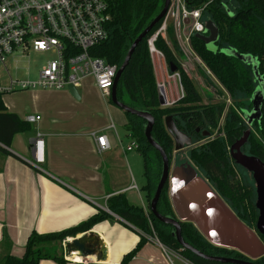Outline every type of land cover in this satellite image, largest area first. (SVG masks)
Segmentation results:
<instances>
[{
	"label": "trees",
	"instance_id": "trees-1",
	"mask_svg": "<svg viewBox=\"0 0 264 264\" xmlns=\"http://www.w3.org/2000/svg\"><path fill=\"white\" fill-rule=\"evenodd\" d=\"M231 1H235L232 10L225 6L228 2L224 5L221 0H185V3L188 9H197L208 3L203 13L207 14V20L211 21L218 30V40L215 43L217 51L207 50L204 42L195 35L190 38L191 47L227 93L234 96L235 92L250 93L255 80L250 66L226 56L221 51L232 49L239 54L256 58L259 74L264 79V0ZM163 4L164 0H112L111 20L106 27L108 37L95 47L92 54L103 59L107 64L119 68L133 41L158 15ZM162 22L163 20L138 44L128 66L121 74L115 93L116 99L120 103L135 110L147 111L152 115L154 125L151 136L164 153L170 156L173 153L174 145L171 136L163 126L165 117L172 116L176 128L181 133L192 138H201L202 136L195 130L217 129L225 108L222 104H200L201 96L198 90L178 66L167 41L158 36L154 41V47L161 53L169 68L176 67V73L179 75L180 86L183 90L182 98L173 107H160L147 40L159 29ZM202 24L204 25V22ZM166 35L172 40L174 39L172 30H168ZM243 67L248 68L250 73ZM255 84L257 86V83ZM2 95L0 94V144L9 147L14 135L29 131L31 125L21 120L17 115L6 111ZM125 115L127 117L126 134L136 140L138 144L136 151L143 163L145 183L142 191L146 199L147 212L140 205L131 204L124 193L110 197L107 200V209L139 232L148 236L156 234V238L163 247L190 264H222L204 260L188 250L182 249L171 235L172 229L160 223L149 212V203L161 175V158L158 152L148 145L144 137L145 122L135 116ZM240 123L239 116L232 108H229L224 115L223 126L220 130V133L224 134V138H216L201 148L190 150L188 157L197 168L205 173V177L215 186L217 193L229 202L232 211L239 220L251 227L257 216L253 204V192L240 184L227 160V147L241 138L246 129ZM254 125L261 142L255 141L250 133L248 144L252 140L255 143L253 147L250 144V153L264 161L262 144L264 143V100L261 106L260 122H255ZM167 192V187L164 186L156 210L164 217L173 218ZM109 218L107 213L99 211L89 220L61 232L46 235L32 232L26 240L23 256L16 258L7 255L0 264H39L41 260L67 264L63 259L62 243L92 230L96 225ZM181 237L186 244L204 255L247 260L235 251L214 247L200 235L192 224H181ZM145 243L146 240L141 237L135 248L124 255L120 264H129ZM56 251H59V254ZM253 263L264 264V257Z\"/></svg>",
	"mask_w": 264,
	"mask_h": 264
},
{
	"label": "crops",
	"instance_id": "crops-1",
	"mask_svg": "<svg viewBox=\"0 0 264 264\" xmlns=\"http://www.w3.org/2000/svg\"><path fill=\"white\" fill-rule=\"evenodd\" d=\"M55 92L61 95V104L70 103L71 96L67 91ZM29 115L41 117L38 113ZM57 115L60 117H41L40 121L31 124L29 131L14 135L9 147L0 144V262L7 255L21 258L30 233L61 232L101 211L110 218L75 238L92 232L94 246L106 248V261L100 263L97 256L88 259L97 264H120L124 255L138 244L141 234L111 213L107 209V200L124 193L131 204L145 206L140 190L130 189L133 184L126 172V169L129 172L128 153H124L115 141L114 147L110 144L109 151L98 155L90 133H103L105 128H90L87 121L80 124L64 112ZM31 131L35 132L33 136L28 134ZM37 134L45 139L39 169L31 165L32 146ZM115 169L123 171L124 181L112 176ZM71 240H66L64 246ZM151 245L157 246L146 241L129 264L141 261L154 264L152 256L147 255ZM64 246L62 244L64 261L65 257L71 260L79 257L75 253L69 254ZM180 259L177 255V260ZM39 264L56 263L41 260Z\"/></svg>",
	"mask_w": 264,
	"mask_h": 264
},
{
	"label": "built area",
	"instance_id": "built-area-1",
	"mask_svg": "<svg viewBox=\"0 0 264 264\" xmlns=\"http://www.w3.org/2000/svg\"><path fill=\"white\" fill-rule=\"evenodd\" d=\"M111 2L112 0H0V94L29 90L65 91L70 87L77 90L84 80L92 78L102 98L109 100L118 68L95 57L92 52L108 37L106 27L111 20ZM207 5L208 3L197 9H188L185 0H170L164 22L147 41L150 56H161L154 47V41L158 36L165 40L167 19L172 22L175 38L183 53L187 56L193 53L190 38L203 27L202 13ZM30 52H50L55 58L48 60L33 79L12 77L9 60L17 65L15 58L25 57ZM158 90L161 94L164 93V86L161 85ZM40 119L39 115L25 116V122L30 125ZM109 129L115 131L112 122L106 128ZM90 136L98 155L110 150V142L105 134L92 132ZM126 136L128 143L122 145L115 132L118 146L124 153L136 151V140L129 134ZM43 152V138L41 134H37L32 146L31 161L35 169H39L43 162ZM130 189L138 191L134 184ZM143 209L147 212V207L143 206ZM141 237L157 245L166 258L173 253L177 259V254L163 247L155 235L141 234ZM66 242L68 241L62 243L63 246ZM65 261L69 264H97L81 257L72 260L65 257ZM179 261L181 264H190L182 258Z\"/></svg>",
	"mask_w": 264,
	"mask_h": 264
},
{
	"label": "water",
	"instance_id": "water-1",
	"mask_svg": "<svg viewBox=\"0 0 264 264\" xmlns=\"http://www.w3.org/2000/svg\"><path fill=\"white\" fill-rule=\"evenodd\" d=\"M169 5L170 0H164L161 11L129 47L123 63L116 72L114 83L111 88L110 102L125 114L135 116L145 122L143 129L144 137L148 145L158 152L161 157L162 169L160 179L149 203V212L152 216L160 223L172 227L173 232L171 235L181 248L188 250L199 258L222 264H254V261L264 256V243L260 241L253 230L248 228L235 216L232 210L211 190L202 178L196 176V173L190 167L186 169H175L172 173L173 183L179 181L172 187L169 194L175 218L164 217L157 212L156 206L160 194L169 178V157L151 136L154 125L152 115L147 111L132 109L116 99L115 91L118 81L121 74L128 66L135 49L138 44L150 34L154 27H156L161 20L165 19ZM206 27L208 30H206ZM206 27L203 26L200 28L197 33L201 34H195V37L204 42L207 50L216 52L217 48L215 47V43L218 40V30L212 22L211 25H207ZM207 33L208 35L204 36V34L206 35ZM221 53L235 58L244 65L251 67L253 78L258 85L251 95V111H243V114L249 125L253 122L259 123L261 119V106L264 100V79L259 74L257 59L249 55L239 54L232 49L222 50ZM170 71L171 73H175L176 69L171 67ZM67 91L72 97L79 99L77 91L74 88L70 87ZM159 102L160 106L165 105V100L160 92ZM164 125L166 131L173 137L174 151H180L184 147L191 146L192 143L190 138L177 130L170 116L165 118ZM196 132L198 133L199 129L196 130ZM202 136L208 137L209 133L204 131L202 132ZM248 136L249 131L231 147V157L238 166L252 175L256 196L255 208L258 212L256 230L264 237V162H261L255 157L245 156L240 152V148L246 143ZM180 223L192 224L200 235L214 247L235 251L244 256L247 260L213 257L202 254L183 241ZM92 241L93 233L91 232L87 235H81L78 238L72 239L65 248L69 254L75 253L77 256L84 259L97 256L100 263L105 262L107 253L106 248H97Z\"/></svg>",
	"mask_w": 264,
	"mask_h": 264
},
{
	"label": "rangeland",
	"instance_id": "rangeland-1",
	"mask_svg": "<svg viewBox=\"0 0 264 264\" xmlns=\"http://www.w3.org/2000/svg\"><path fill=\"white\" fill-rule=\"evenodd\" d=\"M222 3L228 2L225 5L228 9L233 8L235 1L231 0H221ZM234 3V4H233ZM258 17V16H257ZM207 14H202L201 22H204L203 26L211 25V21L207 20ZM164 22V20H163ZM162 22V23H163ZM253 22L251 21V24ZM166 25V34L168 30H172L174 33V29L172 26V22L170 19H167L165 22ZM160 28V27H159ZM206 30L208 28L206 27ZM165 40L168 43V46L172 50L173 56L175 57L178 66L181 68L182 71L188 76L191 80L192 84L198 90L201 96L202 105H217L222 104L224 105V114L228 111L229 108H232L234 112L239 116L241 123L246 127V122L242 116V110L250 112L252 109V105L250 102L251 95L254 89L257 88L256 82L253 84V89L250 93H236L234 96H231L227 93L225 88L220 84L217 78L207 69L206 65L201 61V59L196 55L193 51L190 55H185L178 45L177 40L175 38L172 40L170 37H167ZM201 34V33H195ZM208 33L204 36H207ZM151 38V37H150ZM149 38V39H150ZM148 41V40H147ZM175 41V43H174ZM148 47V44H147ZM192 48V47H191ZM149 52V51H148ZM150 55V53H149ZM55 58L50 52L47 53H34L30 52L25 57H16L18 64L15 65L12 63L11 59L8 62L9 72L12 77H17L20 79L30 78L33 79L36 77L38 71L45 65L48 60H53ZM151 62L154 70L155 80L157 89L161 85L164 86V93L165 99L168 102L167 107L174 106L175 103L182 98L183 90L180 86L179 75L176 73H171L169 66L163 59V56H158L153 54L151 57ZM14 66H17V69H14ZM175 69L176 67L173 66ZM245 67H243L244 69ZM177 70V69H176ZM245 70L249 71L248 68ZM250 73V71H249ZM251 75V74H250ZM258 85V84H257ZM77 94L79 99H75L71 95V100L69 104L63 105L62 98L59 93L54 92H38L43 90H35V91H17L13 93H7L2 95V102L6 108L8 113H12L17 115L21 120L24 119L26 115L29 114H40L43 119L51 118V117H60L57 115L59 112H64L69 115L71 118H76V121H80L79 123H84L83 120L87 121V124L90 128L95 129H102L110 125L112 122L114 124L115 131L112 129L103 130L104 134L107 136L108 141L110 142L111 146L114 147L116 137L115 132L118 134L122 145L128 143V138L126 136V123L127 117L123 111L116 108L114 105L109 102L108 99L102 98L100 92L96 88L94 81L92 78H88L84 80L80 88L77 89ZM67 91V90H65ZM68 92V91H67ZM164 97V96H163ZM171 105V106H170ZM223 124V121H221ZM221 124V123H220ZM246 130V129H245ZM251 134L255 141L261 142L259 135L255 127H251ZM212 133H216V131H212ZM29 135L33 136L35 134L34 131L28 133ZM193 142H198L199 138H192ZM45 139H43V142ZM250 144L255 145L254 141H249L247 147H245V152L248 155H252ZM263 147H264V143ZM189 151V150H188ZM188 151H183L182 153H177L173 155V161L177 162H187V154ZM189 163V162H187ZM127 165L129 167V172L126 169L127 174L129 173V180L130 183L135 184L137 188L140 190L141 200L144 202L145 207L146 199L144 192L142 191V187L145 183L144 176H143V163L142 159L137 151H133L128 153L127 156ZM41 166V165H40ZM236 178L238 181H241L244 185L253 186V181L251 176L244 170L240 168H236ZM203 175V173H201ZM112 176L117 178L118 181H124L126 176L124 175L123 171H119L115 169L112 172ZM210 185L214 186L210 183ZM216 190V189H215ZM219 195V194H218ZM219 197L227 204V206H231L226 199H223L220 195ZM139 202V200H138ZM141 203V202H140ZM152 230V229H151ZM154 232V231H153ZM140 234H143L140 232ZM145 235V234H144ZM156 235V234H152ZM157 237V235H156ZM151 247L150 250L147 252L148 256H152L151 260L154 264H181L177 259L176 256L174 257L173 253H170V257L166 258L163 251L157 246H149ZM63 249V247H62ZM56 253L59 254V251ZM127 254V253H126ZM156 262V263H155ZM135 264H147L141 262H137Z\"/></svg>",
	"mask_w": 264,
	"mask_h": 264
},
{
	"label": "flooded vegetation",
	"instance_id": "flooded-vegetation-1",
	"mask_svg": "<svg viewBox=\"0 0 264 264\" xmlns=\"http://www.w3.org/2000/svg\"><path fill=\"white\" fill-rule=\"evenodd\" d=\"M160 91L158 90V93H159ZM161 93V92H160ZM164 96V97H163ZM162 97H163V99L165 100V105L164 106H160L161 108H166L167 107V105H168V102L166 101V99H165V95H163V93H162ZM251 102V101H250ZM159 105H160V102H159ZM202 105V104H201ZM171 106V105H170ZM171 107H173V106H171ZM252 107V106H251ZM248 112V111H247ZM242 116H243V119L245 120V122H246V130L244 131V133H243V135L247 132V131H249V135H250V133H251V130H250V128L251 127H255V122H253L251 125H249L248 123H247V120H246V118L244 117V114H243V110H242ZM226 114V113H225ZM225 114H223V116L221 117V119H220V121H219V124H218V127H217V129H215V130H212V131H216V133L214 134V133H212L211 131H207L208 133H209V136L208 137H203L202 136V132H204V131H200L199 130V132H198V134H200L202 137L201 138H199V141L198 142H193V140H192V137H189V136H187V135H185V136H187L188 138H190V140H191V146H189V147H184L182 150H180V151H174L173 150V153L170 155V156H168L169 157V178H168V181H167V183H166V187H167V193H168V198H169V194H170V192H171V189H172V187L173 186H175L176 185V183L177 182H179V181H176V183H173V181H172V173H173V171L175 170V169H186L187 167H190L191 169H193L194 170V172L196 173V176L197 177H200V178H202L205 182H206V184L211 188V190L214 192V193H216L217 195H218V193H217V191L215 190V186L211 183V182H209V180L205 177V173L201 170V169H199V168H197L190 160H189V157H188V153H189V151L190 150H192V149H194V148H196V149H198V148H201L202 146H204L207 142H209V141H212V140H214V139H216V138H224V134L221 132L220 133V130L222 129V126H223V124H222V122L221 121H223L224 122V115ZM171 118H172V121H173V123H174V125H175V121H174V118L172 117V116H170ZM166 118V117H165ZM165 118H164V120H163V126H164V128H165V125H164V121H165ZM221 123V124H220ZM176 126V125H175ZM165 130H166V128H165ZM178 130V129H177ZM196 130H198V129H196ZM195 130V131H196ZM167 132V131H166ZM180 132V131H179ZM168 133V132H167ZM197 133V132H196ZM169 134V133H168ZM183 134V133H182ZM170 135V134H169ZM243 135H242V137H243ZM171 136V135H170ZM241 137V138H242ZM249 137V136H248ZM171 138H172V140H173V137L171 136ZM241 138H239V139H237V140H235L234 141V143H232L230 146H228L227 147V160H228V163H229V165H230V167L233 169V172L235 173V174H237L236 173V168H240V169H242V170H244V171H246L245 169H243L242 167H240V166H238L236 163H235V161L232 159V157H231V155H232V152H231V147L238 141V140H240ZM173 145H174V141H173ZM247 145H248V138H247V141H246V143L240 148V152L243 154V155H245V156H249V157H255V156H251V155H248V154H246V152H245V147H247ZM188 151V153H186L187 154V162H189V163H187V162H182V163H180V162H175V161H173L174 159H173V155L174 154H177V153H182L183 151ZM160 156V155H159ZM161 158V157H160ZM255 158H257V157H255ZM257 159H259V158H257ZM260 160V159H259ZM261 161V160H260ZM261 162H264V161H261ZM161 165H162V162H161ZM247 172V171H246ZM201 173H203V175L201 174ZM248 173V172H247ZM250 176H251V178H252V175L250 174V173H248ZM252 181H253V179H252ZM175 182V181H174ZM240 182V184L242 185V186H244V188H246V189H250V190H252V192H253V204H254V208H255V198H256V196H255V187H254V181H253V186H249V185H244L241 181H239ZM210 183L214 186V189H213V187L210 185ZM219 196V195H218ZM169 202H170V198H169ZM226 204V203H225ZM227 205V204H226ZM170 206H171V202H170ZM229 207V206H228ZM230 208V207H229ZM171 209H172V206H171ZM232 210V209H231ZM255 210H256V208H255ZM172 211H173V209H172ZM233 212V211H232ZM234 213V212H233ZM235 214V213H234ZM256 214H257V216H256V221H255V223L251 226V227H248L247 225V227L248 228H250L251 230H253L256 234H257V236H258V238L260 239V241L262 242V243H264V237L262 236V235H260L258 232H257V230H256V223H257V219H258V212H257V210H256ZM236 216V215H235ZM237 217V216H236ZM173 218H175V215H174V211H173ZM238 218V217H237ZM239 219V218H238ZM242 222V221H241ZM243 223V222H242ZM181 224H183V223H180V226H181ZM170 227V226H169ZM171 229H172V227H170ZM172 232H173V229H172ZM172 234V233H171ZM203 237V236H202ZM204 238V237H203ZM205 239V238H204ZM206 240V239H205ZM207 241V240H206ZM264 257V256H263ZM262 258V257H261Z\"/></svg>",
	"mask_w": 264,
	"mask_h": 264
},
{
	"label": "bare ground",
	"instance_id": "bare-ground-1",
	"mask_svg": "<svg viewBox=\"0 0 264 264\" xmlns=\"http://www.w3.org/2000/svg\"><path fill=\"white\" fill-rule=\"evenodd\" d=\"M76 91H77V90H76ZM73 259H78V257H77V258L73 257Z\"/></svg>",
	"mask_w": 264,
	"mask_h": 264
}]
</instances>
